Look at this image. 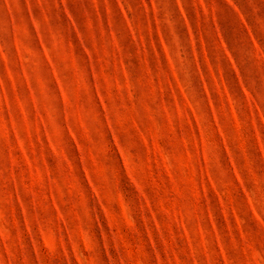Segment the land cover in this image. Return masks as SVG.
<instances>
[{
    "label": "rangeland",
    "instance_id": "rangeland-1",
    "mask_svg": "<svg viewBox=\"0 0 264 264\" xmlns=\"http://www.w3.org/2000/svg\"><path fill=\"white\" fill-rule=\"evenodd\" d=\"M0 264H264V0H0Z\"/></svg>",
    "mask_w": 264,
    "mask_h": 264
}]
</instances>
